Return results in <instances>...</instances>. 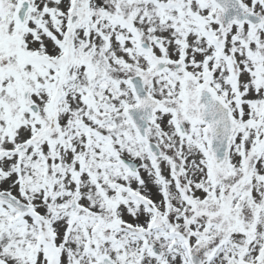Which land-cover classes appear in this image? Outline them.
Here are the masks:
<instances>
[{"label": "snow or ice", "instance_id": "6c2138e0", "mask_svg": "<svg viewBox=\"0 0 264 264\" xmlns=\"http://www.w3.org/2000/svg\"><path fill=\"white\" fill-rule=\"evenodd\" d=\"M0 264H264V0H0Z\"/></svg>", "mask_w": 264, "mask_h": 264}]
</instances>
